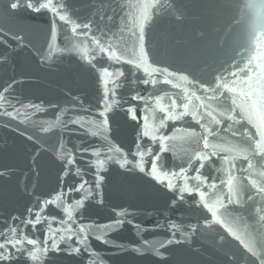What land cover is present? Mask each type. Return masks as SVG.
Returning <instances> with one entry per match:
<instances>
[{"label":"water","instance_id":"water-1","mask_svg":"<svg viewBox=\"0 0 264 264\" xmlns=\"http://www.w3.org/2000/svg\"><path fill=\"white\" fill-rule=\"evenodd\" d=\"M13 2L15 0H0V39L3 41L0 42V57L6 58L5 62H0V87L13 80L20 81L14 85L12 102L17 107L29 103L39 105L44 111L35 112L34 109L21 108V115L16 119L0 117V172L9 173L0 177V230L7 231L9 227H16L18 233L38 240L43 247L42 242L48 235L47 223L42 222L32 227L21 224L20 221H13L9 217L34 219V216H29L28 209L36 211L38 200L42 204L45 199H53L66 192L67 188L81 182V177L73 175L57 185L56 178L60 171L59 154L62 152L71 151L75 155L73 174L77 167L80 168L84 174L83 179L94 187V168L90 162L95 157L91 151L82 153L77 149L81 146L89 149L102 148L103 137H93L87 128L82 129L79 125L67 122L77 117H84L86 120L99 119L96 112L98 108H103L101 97L104 94L105 81L109 80L100 69L109 67L111 71L118 67L125 71V77L120 79L122 87L116 90L115 96L109 94V99H115L121 106L109 115V139L112 141L114 154H127V158L133 160L134 164L146 168L151 156L146 154L143 159H134V145L141 144L146 153L147 147L150 146L153 154L158 153L160 145L149 143L147 139L141 140L139 132L143 126V117H148L150 130H153L158 127L162 113L154 99L148 102L146 109L143 101L133 97L137 94L147 97L151 93L153 98L162 97V103L167 105V96H172L177 98L179 104L183 87L175 88L164 83L156 86L143 85L140 81L146 76L142 70L135 74L137 82H133L134 77L130 74L132 66L110 62L107 54H101L91 42L95 36L105 46L109 43L114 45L117 54H125L121 53V46L125 42L135 40L132 32L140 31L142 10L135 5H151L153 0H120L122 8H116L112 0H64L67 15L72 20L77 23L95 21L93 30L87 37L73 33L71 24L59 21L58 17H54L49 11L35 12L23 7L13 10L10 8ZM155 2L159 6L148 7L146 12L149 19L143 22L146 50H151L153 60L159 61L155 66L169 67L170 71L189 69L193 73H199V69L203 67L207 75L201 82H205L211 79L213 71L219 74L222 69L229 68V65H232L231 70L235 71L236 65L243 67L247 63L250 54L264 50V0ZM129 4L133 7H128ZM109 7L116 8V13L113 20L105 26L99 20V15L105 12L112 15L108 11ZM121 17L127 18V28L123 33L119 32V28L123 27ZM53 25L56 31L55 41L51 36ZM128 29H131V32ZM17 35L23 38L22 41L14 38ZM50 44L53 45L51 49L48 47ZM246 49L251 51H245ZM46 55H50V59L45 60ZM125 57L132 58L126 54ZM153 60L149 62L152 63ZM182 74L187 75L189 80L196 78L189 72ZM175 83L191 88L185 81L177 80ZM108 86L111 87V84ZM192 90L202 95L199 90ZM76 97L80 98L79 101ZM212 107L215 108L216 105L213 104ZM129 108L136 110L137 120L133 121L131 114H126ZM63 109L67 111L61 116ZM65 124L67 127H64ZM41 127H49L51 131L44 133L40 130ZM248 127L255 131L252 125ZM192 128L197 132L201 131L190 117H185L183 121H169L167 127L161 129V133L168 136L169 140L165 142L166 150L159 153L162 160L157 162V175L164 171L178 172L181 166L187 167L184 162L194 150V145L185 130ZM209 139L215 143H225L231 137L225 136V140H213L212 137ZM61 141L64 142L63 148L60 146ZM42 150H46L41 159L46 172L42 179L37 180L34 175V172L38 171L34 154ZM217 160L218 158H213L212 163L219 167ZM205 163L202 174L209 178V182L219 185V178L226 177ZM253 163L257 162L254 160ZM241 165L247 167L246 162L238 161L234 175H242L238 170ZM137 172L138 168H120L117 164L109 163L106 170L101 172L105 175V181L102 182L99 192H94L96 198L86 201L83 209L74 205L71 208L75 222L69 223H72L74 228L81 222L105 224L118 218V213L127 211L126 219L130 223H125L119 230L105 235V240H110L111 244L90 236L88 244L81 246V253L73 254L64 244L60 245L62 251L52 250L49 241L50 251L41 264H88L89 260H92L93 264H228L229 258L225 253L238 252L239 249L234 241L225 248L217 245L213 237L216 232L223 231V226L214 230L205 228L187 240L181 234L188 230L189 224L196 223L197 218L203 216L198 205L192 207L193 194H181L176 190L167 189L151 176L137 175ZM193 174L190 170L189 175ZM243 175L246 179V174ZM170 178L178 186H183L176 178ZM193 183L195 182L190 181L189 187ZM249 194L257 201L260 200L255 196L254 189L251 192L244 190L242 198L247 201ZM82 195V192H74L66 197L62 196V203L58 201L57 205H48L41 215L55 218L52 227H63L60 221L68 219L64 209ZM181 195L184 196L183 201L180 200ZM173 201L175 203H172ZM247 206L235 205L234 208ZM256 206L259 207L260 204L257 203ZM236 215L244 217V224L253 233L261 230V223L250 219L247 211H239ZM169 222L179 225L181 233L173 236L175 230L170 227ZM136 225L140 226V231ZM237 227L241 225L237 224ZM168 239L177 240L179 243L167 245ZM254 240L264 243V236L256 235ZM162 242L165 243L167 251L162 257H158L155 255V249H158ZM73 246H80L75 238ZM133 248H139L140 253L131 251ZM149 248L153 250L148 251ZM10 264L35 262L26 255H15ZM247 264H252L251 259Z\"/></svg>","mask_w":264,"mask_h":264},{"label":"snow or ice","instance_id":"snow-or-ice-1","mask_svg":"<svg viewBox=\"0 0 264 264\" xmlns=\"http://www.w3.org/2000/svg\"><path fill=\"white\" fill-rule=\"evenodd\" d=\"M116 4V8H122L123 5L120 0H112ZM159 5L153 0L151 5L137 4L135 7L141 9V24L139 33L132 32L131 35L135 37L134 41L125 42L121 46V53H125L132 58L126 59L125 54H117L115 46L111 43L105 46L101 43L100 39L95 36L92 37V43L96 45L101 54H107V59L115 64L126 63L132 66L130 74L134 77L133 82H137L135 74L141 70L146 78L142 79L143 85L156 86L159 83L172 85L175 88L183 87V96L181 103H177V98L167 96L168 104L162 103V97L156 96L153 98L150 93L149 96H141L137 94L133 97L135 100H141L145 103V108L148 107L150 100H155L159 107L162 118L159 119L158 127L150 130L149 119L147 116L143 117V126L139 132L141 140L147 139L149 143L155 142L160 145L158 153L153 154L152 148L147 147V153L142 150V145L137 143L134 145L136 152L134 159H143L145 155H150L148 167L140 164H134L133 160L127 158V154L121 153L119 156L114 154V147L112 141L109 139L110 124L109 115L115 111L116 108L121 107L119 103L113 99H109V94L115 96L116 90L122 87L120 83L121 77H125L123 68H113L111 71L109 67L100 69L101 73L106 75L109 80L105 81L104 94L101 97L102 109H97L96 115L99 119H85L84 117H77L70 119L67 124L79 125L82 129L87 128L88 132L93 137H103L104 145L102 148L89 149L87 147H79L77 151L82 153L92 152L95 159L90 163L94 168L95 185L89 184L87 180L83 179V172L80 168L72 172V166L76 164V157L71 151H65L59 154V173L57 174V185L71 176L81 177V182L72 187L67 188L66 192L55 196L53 199H45L43 203L36 205V211L28 209L29 216H34V219L21 220L20 217L11 216L9 219L13 221H20L21 224L31 225L35 227L42 222L48 224L47 237L42 242L43 247L36 239H29L22 233L17 232L16 227H9L7 231L0 230V264H10L15 255H26L35 264H41L45 255L52 250L57 252L62 251L60 245L64 244L68 250L73 254H80L82 251L81 246H85L89 242L90 236H95L98 240L104 243L111 244L110 240H105V235L112 231L119 230L125 223H130L126 219L127 211L117 214L118 218L114 221L105 224H85L78 223L74 228L72 223L75 219L72 215L71 208L74 205L78 209H83L86 201L90 198H96L94 192L98 193L102 182L105 181V175L101 174L102 170H106L109 163L117 164L120 168L131 166L133 169L138 168L137 175L147 174L151 176L154 181L159 184L165 185L167 189H173L181 194L192 193L193 204L199 206V211L203 212V216L197 218L196 223L188 225V230L181 233V227L176 223L169 222L170 227L175 231L172 233L175 236L181 233L184 239L187 240L191 235L202 232L205 228L214 230L219 226H223V231L216 232L213 237L216 239L217 245L225 248L234 241L239 249L238 252H226L225 255L229 258L228 264H247L251 259L252 264H264V243L259 240H254L256 235L264 236V50L256 54H250L247 58V63L240 67L236 65V70L229 68L222 69L219 74L213 71L211 79L201 82L207 75L205 68H200L199 73H193L189 69H180L170 71L169 67L155 66L159 61L153 60L151 50H146L145 46V29L143 22L149 19L146 9L148 7H158ZM27 8L35 12L49 11L54 17H58L61 22H66L72 25L71 31L78 35L87 37L92 32L95 21L89 20L86 23H77L67 15V5L64 0H15L11 3L10 8L15 10L18 8ZM128 7H133L129 4ZM171 7V5H169ZM116 8L109 7L107 12L99 15V20L107 26L116 13ZM123 27L119 28V32L123 33L127 28V18L121 17ZM79 30V31H78ZM131 32V29H128ZM115 35V34H113ZM52 40H56L55 25L51 33ZM201 37L204 38L203 34ZM18 41H22L19 35L14 37ZM0 42H3L0 39ZM51 49L53 45H48ZM245 51H251L246 49ZM95 57H93L94 59ZM45 60L50 59V55L44 57ZM153 60L152 63L149 61ZM6 58L0 57V62H5ZM94 66V65H93ZM189 72L193 75L194 79L189 80L187 75L182 73ZM225 73H227L225 75ZM160 77L161 79H157ZM185 81L191 88L184 87L180 83L174 81ZM20 81H11L4 86L0 87V117L7 118L8 120L16 119L21 115V108L34 109L35 112H42L44 109L39 105L34 104H21L17 107L12 102L11 93L14 85ZM109 83L111 87H109ZM197 89L202 92L198 95ZM79 101V97L75 98ZM19 103V102H17ZM216 107L213 108L212 105ZM83 106V105H82ZM67 109L61 110V116ZM131 114L133 121L137 120L136 110L129 108L126 114ZM185 117H190L196 125L199 126L200 132L194 128L185 130V134L192 138L194 150L189 154L188 159L184 162L187 167L181 166L179 171L161 172L157 175V162L162 160L159 153H163L169 140V137L161 133V129L167 127L169 121H183ZM259 117V119H258ZM67 124L64 127H67ZM252 125L255 131L248 127ZM93 129H95L93 131ZM44 133L51 131L49 127H41ZM114 130V129H113ZM179 131V129H177ZM156 133H160L157 135ZM225 136L231 137L225 143H215L210 141L209 137L213 140H225ZM60 146L64 147V142H60ZM75 147V146H74ZM226 153V154H225ZM46 154V150H42L35 155L34 163L38 171L34 172L37 180L44 177L46 168L42 165L41 159ZM224 154V155H222ZM122 157V158H121ZM213 158H218L217 167L212 163ZM244 161L247 167L240 166L238 169L242 175H234V170L237 169V162ZM257 163H253V161ZM211 166L217 173H222L226 178H219V185L215 182H209V178L202 174L201 170L205 169L206 163ZM259 165V167H258ZM193 175H189V171ZM243 174H246V179ZM9 175L7 171L0 172V177ZM170 177L176 178L182 182L183 186H178ZM193 181V185L189 187V182ZM226 189V191H225ZM255 190V196L260 198L259 201L249 194L247 201L242 198L244 190L251 192ZM210 190V191H209ZM82 192L83 195L79 199H74L72 205H69L64 211L68 215L67 220H61L60 223L63 227H52V221L55 218L42 216L41 213L45 212L48 205H57L62 196H67L70 193ZM184 196H180L183 201ZM251 202V203H248ZM102 203V201H101ZM172 203H175L173 201ZM257 203L260 204L257 207ZM247 204V208L235 209V205ZM233 206V207H230ZM239 211H247L249 218L254 222H260L262 225L258 233H253L249 227L244 224V217L237 216ZM240 224L241 227H237ZM137 230L140 231V226L136 225ZM100 233V235H97ZM218 237V239H217ZM73 238L80 246H73ZM51 241L50 248L48 246ZM179 241L168 239L167 245L177 244ZM147 244V241H145ZM25 245L31 246L30 248ZM148 251L153 249L149 248ZM131 251L140 253L139 248H133ZM167 251L165 243H161L158 249H155V255L162 257L163 253ZM88 264H93L92 260Z\"/></svg>","mask_w":264,"mask_h":264}]
</instances>
